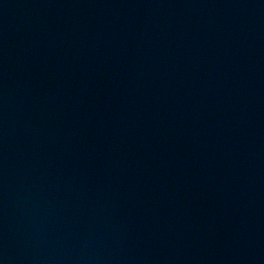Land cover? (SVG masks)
Returning a JSON list of instances; mask_svg holds the SVG:
<instances>
[{
    "label": "water",
    "instance_id": "95a60500",
    "mask_svg": "<svg viewBox=\"0 0 264 264\" xmlns=\"http://www.w3.org/2000/svg\"><path fill=\"white\" fill-rule=\"evenodd\" d=\"M0 264H264V0H0Z\"/></svg>",
    "mask_w": 264,
    "mask_h": 264
}]
</instances>
